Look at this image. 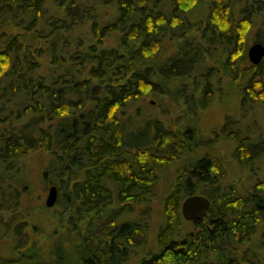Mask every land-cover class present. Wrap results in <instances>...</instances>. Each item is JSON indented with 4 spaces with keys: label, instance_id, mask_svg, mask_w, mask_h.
Masks as SVG:
<instances>
[{
    "label": "trees",
    "instance_id": "16d2710c",
    "mask_svg": "<svg viewBox=\"0 0 264 264\" xmlns=\"http://www.w3.org/2000/svg\"><path fill=\"white\" fill-rule=\"evenodd\" d=\"M200 1L0 0V264H264V134L227 115L228 133L202 140L186 123L227 84L238 114L264 107V60L245 45L257 19L264 44V0H209L195 19ZM149 96L181 122L146 117ZM222 141L250 187L226 183ZM34 157L58 189L40 214L24 206ZM192 195L211 201L196 222L181 213Z\"/></svg>",
    "mask_w": 264,
    "mask_h": 264
},
{
    "label": "rangeland",
    "instance_id": "374dc122",
    "mask_svg": "<svg viewBox=\"0 0 264 264\" xmlns=\"http://www.w3.org/2000/svg\"><path fill=\"white\" fill-rule=\"evenodd\" d=\"M209 0H202L200 1L199 5L195 8V11H193L190 15L198 19L200 18L204 13L207 11V3ZM264 15V8L262 11ZM253 27L251 28V31L248 33L246 37V43L247 49H246V57L248 59V48L256 41V32L259 28H261L263 25H261L260 21L257 19V22L254 21ZM247 63L249 64V59L247 60ZM251 64V63H250ZM223 89V86H222ZM221 89V90H222ZM235 86L232 84L225 85V92L222 95H219L215 100L211 102L209 106L206 107V109L199 115L198 119H192L190 117L186 120V123H189L191 125H196L198 127V134L202 138V140H206L207 138H213L215 135L214 133H221L222 126L228 117L227 115H231L228 120H230V126L234 124V120H242V125L247 127L248 129H252V126H255L260 132L264 134V107L256 104H247L245 108H243L238 114V108H237V99L235 98V92H234ZM158 102L157 105L154 103ZM142 105L144 106L145 115L146 117L149 116L154 117L156 114L159 115L162 119L166 121L167 124H178L181 122L180 118H176V115H178L179 111L174 110L172 108L170 115L168 114L163 115L162 112L164 111V108L167 107V103L165 101H160L153 96L147 97V99L142 102ZM163 106L164 108L160 107ZM240 110V109H239ZM251 115V116H250ZM227 116V117H226ZM173 118L172 122L169 123V119ZM237 119H235V118ZM229 122V121H228ZM254 128V127H253ZM222 133H228V130H222ZM216 152L220 155V158L226 163L224 165L225 170L227 171V182L226 183H242V185H246L248 187L251 186L252 182V176L245 170H243L241 167H238L235 163H233L232 160V145L228 142L222 141L220 142L216 147ZM30 165H31V178H32V184L33 185V191L26 197L24 206H29L34 208V205L38 206L35 203H39L38 199L41 198V201L45 205V201L48 195L49 188L44 185V183L41 180L40 177V161L37 157H34L33 159H30ZM258 174L264 178V166L262 169H259ZM174 178L175 173L174 169L172 167L166 168L165 170L160 171V180L157 182L155 186V199L152 201L151 205V214L149 217V221L153 225H158L159 223L163 222L162 217V197L167 194L172 188L174 184ZM252 189V188H251ZM35 203H34V202ZM46 206V205H45ZM36 212H42L40 209L34 208V211ZM37 216L38 221L39 215Z\"/></svg>",
    "mask_w": 264,
    "mask_h": 264
},
{
    "label": "water",
    "instance_id": "95a60500",
    "mask_svg": "<svg viewBox=\"0 0 264 264\" xmlns=\"http://www.w3.org/2000/svg\"><path fill=\"white\" fill-rule=\"evenodd\" d=\"M249 61L257 66L264 60V44L254 42L248 48ZM58 200V189L56 186H51L48 190V195L45 205L48 208L55 206ZM211 208V201L203 195H192L186 198L181 205V213L183 218L188 222H196L204 219Z\"/></svg>",
    "mask_w": 264,
    "mask_h": 264
}]
</instances>
